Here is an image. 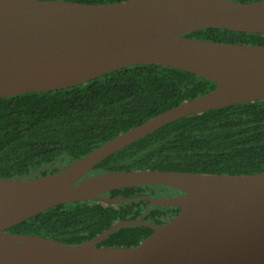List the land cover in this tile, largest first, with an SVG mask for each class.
<instances>
[{"label": "water", "instance_id": "water-1", "mask_svg": "<svg viewBox=\"0 0 264 264\" xmlns=\"http://www.w3.org/2000/svg\"><path fill=\"white\" fill-rule=\"evenodd\" d=\"M206 28L264 34V0H0V97L70 88L140 64L185 70L216 84L57 172L0 178V264H264V170L138 169L83 178L108 156L175 120L264 99V44L186 36ZM141 185L168 186L179 193L103 196ZM137 197L148 201L140 218L117 221L79 244L8 230L59 204L98 199L118 204ZM151 206L180 211L150 224L144 218ZM132 225L153 231L135 246L99 245Z\"/></svg>", "mask_w": 264, "mask_h": 264}, {"label": "trees", "instance_id": "trees-1", "mask_svg": "<svg viewBox=\"0 0 264 264\" xmlns=\"http://www.w3.org/2000/svg\"><path fill=\"white\" fill-rule=\"evenodd\" d=\"M67 1L97 4L121 0ZM186 36L264 44V34L222 28L200 29ZM215 87L211 80L185 70L140 64L70 88L0 97V178L57 172L118 134ZM138 169L225 174L263 171L264 99L175 120L108 156L88 175ZM178 192L168 186L141 185L104 195L169 197ZM147 202L137 197L118 204L102 199L59 204L8 230L79 244L117 221L140 218ZM179 211V207L152 206L144 220L161 224ZM152 231L143 225L125 226L99 245L135 246Z\"/></svg>", "mask_w": 264, "mask_h": 264}, {"label": "flooded vegetation", "instance_id": "flooded-vegetation-1", "mask_svg": "<svg viewBox=\"0 0 264 264\" xmlns=\"http://www.w3.org/2000/svg\"><path fill=\"white\" fill-rule=\"evenodd\" d=\"M72 161H73V160H72ZM70 163H71V162H70ZM70 163H69V164H70ZM69 164H65L63 168L67 167ZM63 168H62V169H63ZM91 171H92V170H91ZM91 171H89L88 173H90ZM88 173H86V174L83 176V178L93 176V175H88ZM107 193H108V192H107ZM178 193H179V192H178ZM178 193H176L175 195H177ZM104 194H106V193H104ZM104 194H103V196H105ZM173 196H174V195H173ZM147 203H148V202H147ZM151 207H152V206H151ZM166 221H168V220H166ZM146 222H148V221H146ZM148 223H150V224H157V223H152V222H148ZM148 227H149V226H148ZM149 228H151V227H149ZM151 229H152V228H151Z\"/></svg>", "mask_w": 264, "mask_h": 264}, {"label": "rangeland", "instance_id": "rangeland-1", "mask_svg": "<svg viewBox=\"0 0 264 264\" xmlns=\"http://www.w3.org/2000/svg\"><path fill=\"white\" fill-rule=\"evenodd\" d=\"M156 195H162V194L158 193V194H156ZM158 197H160V196H158Z\"/></svg>", "mask_w": 264, "mask_h": 264}]
</instances>
